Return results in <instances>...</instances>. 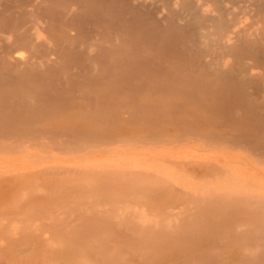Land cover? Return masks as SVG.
I'll return each instance as SVG.
<instances>
[{
	"label": "bare ground",
	"instance_id": "6f19581e",
	"mask_svg": "<svg viewBox=\"0 0 264 264\" xmlns=\"http://www.w3.org/2000/svg\"><path fill=\"white\" fill-rule=\"evenodd\" d=\"M0 264H264V0H0Z\"/></svg>",
	"mask_w": 264,
	"mask_h": 264
}]
</instances>
